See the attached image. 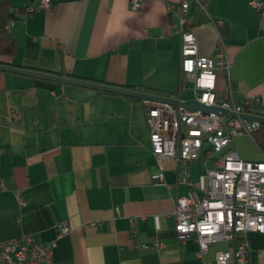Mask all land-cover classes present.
I'll return each instance as SVG.
<instances>
[{"label":"crops","instance_id":"crops-1","mask_svg":"<svg viewBox=\"0 0 264 264\" xmlns=\"http://www.w3.org/2000/svg\"><path fill=\"white\" fill-rule=\"evenodd\" d=\"M10 1L18 8L40 2ZM182 1L142 0L133 9L130 0H52L15 18L16 51L0 62L189 99L180 68L185 17L194 21L183 27L197 37L201 55H218L222 40L232 59L229 75L217 74L218 89L230 84L236 104L264 115V0L261 7L253 0H187L186 11ZM154 105L0 71V240L29 234L55 242L54 264H204L244 239L249 264H264L258 231L218 241L204 257L194 234L179 236L176 200L201 192L181 179L182 162L157 164L147 124ZM233 147L245 160H264L247 135ZM204 158L205 149L187 164L191 181L202 180ZM160 170L164 179L157 181ZM17 190L27 200L22 210Z\"/></svg>","mask_w":264,"mask_h":264},{"label":"built area","instance_id":"built-area-1","mask_svg":"<svg viewBox=\"0 0 264 264\" xmlns=\"http://www.w3.org/2000/svg\"><path fill=\"white\" fill-rule=\"evenodd\" d=\"M141 3L142 0H130L133 9H139ZM252 3L259 7L262 5L258 0ZM51 6L52 0H40L38 4L26 5L21 9L15 7L13 12L17 18ZM187 7V0H183L181 8L186 11ZM169 8L173 10L174 5L171 4ZM200 8L204 11L205 4L201 2ZM15 18L8 20L9 29ZM182 22L179 28L182 36L180 68L184 82L193 84V98L236 113H246V106L234 102L230 84L223 89L217 87L218 72L229 75L233 63L222 40L216 46L218 55H201L197 37L183 27L194 21L183 17ZM147 124L151 152L157 164L169 157L182 162L184 169L181 179L189 183L193 190L201 192L191 191L186 196L178 197L174 211L176 231L182 238L193 234L196 236L200 246L199 256L204 257L218 241L240 239L249 231L264 233V160H245L233 147L237 136L251 137L259 123L159 103L148 108ZM203 149L202 180L191 181L187 164L199 160ZM209 160L213 161V165H209ZM153 178L163 180L162 170L153 174ZM15 194L22 210L27 200L20 191L17 190ZM58 226L60 234L70 231L65 220ZM237 242L234 248L217 250L214 260H204V264H249L247 241L241 239ZM54 246L55 242H39L29 234L0 240V264H54Z\"/></svg>","mask_w":264,"mask_h":264},{"label":"water","instance_id":"water-1","mask_svg":"<svg viewBox=\"0 0 264 264\" xmlns=\"http://www.w3.org/2000/svg\"><path fill=\"white\" fill-rule=\"evenodd\" d=\"M0 71H7L13 73L24 74L32 77H38L43 79H49L53 81L75 84L79 86L89 87L105 92L117 93L126 95L133 98H139L145 100L149 103L159 104V103H168L174 105V107H184L190 111H202L203 113H217L227 117H239L246 119L251 123H264V115L253 114V113H236L235 111L225 108L220 105H212L206 102H202L195 98L183 99L180 97H169L160 94L150 93L142 90L132 89L125 86L111 85L105 83H99L95 81H90L86 79L76 78V77H67L61 76L54 73L44 72L40 70L23 68L19 66H14L10 64H5L0 62Z\"/></svg>","mask_w":264,"mask_h":264},{"label":"trees","instance_id":"trees-1","mask_svg":"<svg viewBox=\"0 0 264 264\" xmlns=\"http://www.w3.org/2000/svg\"><path fill=\"white\" fill-rule=\"evenodd\" d=\"M13 8L15 7L11 5L10 0H0V56L11 55L15 53L17 48V41L11 35L10 29L7 27L8 20L15 18ZM21 13H24V11L21 10ZM251 138L256 145L264 151V123L260 124V126L252 132Z\"/></svg>","mask_w":264,"mask_h":264},{"label":"rangeland","instance_id":"rangeland-1","mask_svg":"<svg viewBox=\"0 0 264 264\" xmlns=\"http://www.w3.org/2000/svg\"><path fill=\"white\" fill-rule=\"evenodd\" d=\"M192 87H193L192 82H187L186 90H185L186 92H184L185 97H192L193 96Z\"/></svg>","mask_w":264,"mask_h":264}]
</instances>
